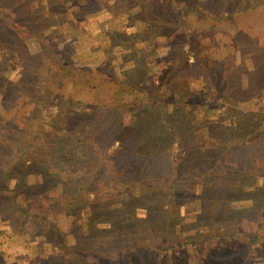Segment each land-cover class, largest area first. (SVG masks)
I'll return each instance as SVG.
<instances>
[{"label": "rangeland", "instance_id": "obj_1", "mask_svg": "<svg viewBox=\"0 0 264 264\" xmlns=\"http://www.w3.org/2000/svg\"><path fill=\"white\" fill-rule=\"evenodd\" d=\"M54 17L58 21L53 23ZM113 30L129 44H117ZM40 31L46 36H38ZM15 38L30 55L9 50ZM109 61L117 82L123 83L119 89L105 85ZM215 62L223 66L229 84L237 78L244 83L245 94L239 107L226 102L210 118L233 106L254 109L260 119L264 112L255 110L256 101L250 102L259 90L247 84L253 77L264 90V0H0V264H264V177L253 174L264 167L262 151H256L257 162L243 157L239 159L246 167H234L236 184L245 188L235 201L220 196L219 191L236 186L222 177L213 181L210 199L202 204L194 199L197 183L190 185L193 195L179 183L177 202L169 182H162L153 209L132 200L121 202L125 209L114 203L122 210L110 211L121 216L104 214L90 227L86 221L92 207L102 209L101 197L92 192L97 191L94 181L79 175L81 170L71 173L77 178L68 187L55 181L49 185L40 168L43 161L49 163L54 135L95 103L115 106L110 103L114 96H109L118 94L123 98L119 103L128 104L132 112L136 96L129 94L132 88L125 81L137 72L135 86L146 94L154 93L153 86L159 98L171 90L193 93L189 100L206 106L214 97L199 74L203 70L211 77ZM147 73L150 81L144 85ZM188 77L192 80L186 82ZM142 105L150 107L146 100ZM149 109L142 112L149 116ZM183 122L187 130L203 129L198 115L185 116ZM256 123L263 134L264 121ZM121 147L117 141L106 149L104 168L126 159ZM171 152L175 165L184 152L177 144ZM219 161L208 162L203 172L222 175ZM30 165L37 168L30 172ZM67 167L59 164L64 172ZM31 173L39 178L33 180ZM170 173L168 167L159 169L161 176L175 179ZM199 173L193 174L197 181Z\"/></svg>", "mask_w": 264, "mask_h": 264}, {"label": "trees", "instance_id": "obj_2", "mask_svg": "<svg viewBox=\"0 0 264 264\" xmlns=\"http://www.w3.org/2000/svg\"><path fill=\"white\" fill-rule=\"evenodd\" d=\"M39 1L43 2V0ZM55 21H58V19L54 17L53 23ZM51 32L55 33L53 30ZM66 32L70 31L65 29ZM41 33L44 35L45 32L40 31L38 36L41 37ZM152 34L154 36V33ZM68 35L73 36L72 32L68 33ZM121 35L123 34L119 31L113 30V36L117 39L116 43L124 47L129 42L119 38ZM131 37L134 38V36ZM8 40L13 41L10 38ZM16 40L18 38H15L13 47L9 50H12V53L15 51L20 56L30 55V49L26 46H20ZM133 41L134 39L130 43ZM114 59L116 60L117 58L115 57ZM210 67L214 69L211 77L206 76L203 70L199 74V78L204 81L207 91L212 95V98L214 97L213 101H207L206 106L202 105V107H199L189 100L191 97L194 98L195 95L193 96V93L183 95L184 93H181V91L175 92L171 90L166 97L159 98V91L156 86H153L154 93L146 94L145 90L139 85L135 86L136 80L140 76V73L137 72L134 75V79L129 77L125 81L132 88L129 94L136 96L134 102L137 103V107L132 112L127 111L129 110L128 104L119 103L121 99H119L120 96L118 94H113L109 96H114L110 103H117V105L112 106L105 103L103 106H98L95 103L88 112H83L74 118L75 124L62 126L61 130L59 129L61 131L60 135H54L56 143L51 148L49 163L48 161L41 163L42 174H44L45 180L49 185H52L55 181L68 187L77 178L71 176V173H74V175L79 174L81 170L82 172L79 175L84 174V176L90 177L89 182L94 181L93 184H95L97 191L92 192H98L97 197H101V206L99 207H102V209L98 211L96 207H92V210L94 209L92 217H90V221L89 219L86 221L88 227L97 222V219H100V216L104 214H113L114 217L121 216L120 213L110 211V208L114 210V203H120L124 208L121 202L132 200L134 204H142L153 209V205L159 201L158 195L161 192L158 191V188L160 187L161 189L162 182H169V191L173 196L171 198L177 199V202L180 200L177 195L181 193L179 183L186 186L188 188L187 193L192 195L193 188L190 185L197 183L200 187L197 188L194 199L202 204L210 199L211 194L208 193V190L213 189L214 180L222 177L225 179L226 184L230 181H233L232 185L236 184L238 176L237 171H233L234 167L238 168V165L246 167L240 159L244 157V161H247L248 158V161L254 163L257 162L256 151H262L259 155H264V133H260V123L258 124V129L256 126V122L264 121V113H259L261 117L258 119V115L253 111L254 109L246 108L244 109L245 111H242L230 106L226 107L228 109L215 117V119L210 118L215 113V110L221 109L222 104L226 105V102L239 107L240 102H242L240 95L245 94V85L238 78L232 84H229L228 79L223 77L225 70L221 64L215 62ZM105 68L108 69L105 74L107 78H104L105 85L107 87L112 86L113 89H119L123 83L116 80L117 74L114 71V64L109 61ZM148 76L147 73L146 79H149ZM190 80L192 79L188 77L186 82ZM149 81L150 79L145 80L144 85H148ZM253 86H256L259 91H257L250 102L256 101L257 109L255 110L264 112V90H260L261 85H257L254 78L249 77L247 87L251 88ZM223 87L226 89H223ZM186 88L190 90L188 85ZM132 97L128 95L130 102ZM144 100L150 107L142 105ZM211 106L214 107V110H211ZM147 108H150L149 110L153 112L149 113V116L144 111L142 112V109ZM97 109H102V112L96 114ZM126 115H128L127 120L125 118ZM191 115H198L201 118V126L203 129H207L206 132L203 129L202 131L194 130V132L184 127V117ZM260 140H262L261 143L259 142ZM117 141H119L120 145H123V148L121 147L119 151H121V156L126 159L117 165H108V170V167L104 168L102 165L106 159L105 151ZM17 144L21 148L23 143L17 141ZM174 144H177L183 150L184 156L180 158L178 163L172 165L173 161L170 160ZM230 146H233L232 152L227 151ZM209 152L211 153L209 154ZM211 155H214L213 158H209ZM218 158H220V161L219 164L218 162L216 164L221 168L222 175L217 171L215 177H209L203 170L208 162L213 161L215 163ZM260 160L262 161V159ZM60 163H66L68 166L65 172L63 168L59 169ZM91 163H93V168L89 170ZM95 166L97 167L96 170L91 173L90 171H93ZM33 167L37 168L35 165H30V172H33ZM160 167H168L169 172H171L170 178L175 179L170 180L166 176H161L159 174ZM230 168H232L231 172L223 171V169L228 171ZM195 171L200 172L198 175L199 181L193 175ZM257 171V173L253 174L264 177V167H260V170ZM29 176L33 180L38 177L36 173H31ZM27 178L28 176L24 180L23 177L22 181L27 182ZM164 183H162V186ZM237 184L228 192L227 188L219 191L220 196L225 197L227 200H237L239 196L245 193L244 186L241 183ZM103 189L106 190L103 191ZM92 192L91 194H93ZM116 196H118L119 200L115 201ZM240 201H242L241 198ZM88 208L91 210L90 206ZM115 209L122 210V208ZM93 219H96V221ZM202 219H205L203 213ZM173 221L177 222L178 219H173ZM109 230L115 231L117 228L110 226ZM96 231L101 235L103 232L106 234V231L100 229H96ZM105 234H103L104 237ZM186 243L191 245L187 240ZM194 244L192 242V246ZM197 244L199 243L195 245ZM82 252L85 253L86 251L82 250ZM94 255L97 256V253ZM129 256H126V258L129 259ZM121 258L119 261L122 262Z\"/></svg>", "mask_w": 264, "mask_h": 264}]
</instances>
